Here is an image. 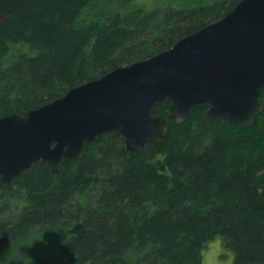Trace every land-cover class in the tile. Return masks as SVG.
Instances as JSON below:
<instances>
[{
  "label": "trees",
  "instance_id": "1",
  "mask_svg": "<svg viewBox=\"0 0 264 264\" xmlns=\"http://www.w3.org/2000/svg\"><path fill=\"white\" fill-rule=\"evenodd\" d=\"M132 1L0 0V117L167 50L240 0L152 10ZM260 99L246 127L206 122V107H194L139 153L105 134L56 174L33 164L0 189V261L203 264L220 237L233 264H264V88ZM167 113L165 103L153 111Z\"/></svg>",
  "mask_w": 264,
  "mask_h": 264
},
{
  "label": "water",
  "instance_id": "2",
  "mask_svg": "<svg viewBox=\"0 0 264 264\" xmlns=\"http://www.w3.org/2000/svg\"><path fill=\"white\" fill-rule=\"evenodd\" d=\"M263 88L264 0H240L167 50L23 114L1 116L0 189L33 164L58 173L63 161L80 160L85 144L105 134L122 137L127 151L139 153L194 107H206V122L249 126L263 110ZM160 103L168 105L167 115L153 114Z\"/></svg>",
  "mask_w": 264,
  "mask_h": 264
},
{
  "label": "rangeland",
  "instance_id": "3",
  "mask_svg": "<svg viewBox=\"0 0 264 264\" xmlns=\"http://www.w3.org/2000/svg\"><path fill=\"white\" fill-rule=\"evenodd\" d=\"M216 1L217 0H134L130 3L129 7L152 10V9L160 8L161 4L168 3L174 8H183V7L194 6L195 4H202L203 2H205V4H211V3H215ZM215 239L207 243L206 247L202 252L203 264L205 260H208L209 264H233V253L222 246L221 240L218 247L216 248L211 247V244ZM37 240L42 241L43 238L42 237L33 238L32 241L28 243V246L34 248L35 246L38 245ZM204 253H207L208 255H204ZM0 264H8V263L0 261Z\"/></svg>",
  "mask_w": 264,
  "mask_h": 264
},
{
  "label": "clouds",
  "instance_id": "4",
  "mask_svg": "<svg viewBox=\"0 0 264 264\" xmlns=\"http://www.w3.org/2000/svg\"><path fill=\"white\" fill-rule=\"evenodd\" d=\"M219 244H220V238L217 237V238L212 242L211 247L216 248V247L219 246ZM204 255H208V254H207V253H204ZM204 264H209V261H208V260H205V261H204Z\"/></svg>",
  "mask_w": 264,
  "mask_h": 264
}]
</instances>
